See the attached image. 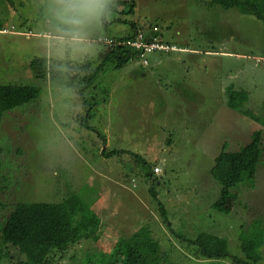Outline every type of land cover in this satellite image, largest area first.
<instances>
[{"label": "rangeland", "instance_id": "rangeland-1", "mask_svg": "<svg viewBox=\"0 0 264 264\" xmlns=\"http://www.w3.org/2000/svg\"><path fill=\"white\" fill-rule=\"evenodd\" d=\"M127 1L135 13L110 12L85 50L73 51L51 38V0H0V83L39 88L0 127V218L18 201L58 202L76 191L100 223L80 225L58 264H109L122 237L165 264H236L207 258L180 237L203 232L264 264V20L209 0ZM133 22L176 48L149 52L148 64L138 58L111 67L81 95V84L69 80L75 66L89 59L95 67L100 39L128 35ZM242 86L250 92L244 110L260 119L228 105L229 88ZM257 129L256 175L222 185L211 173L216 156L239 149ZM154 164L162 168L156 183L148 176ZM10 253L4 264L24 263ZM126 258L118 264H130Z\"/></svg>", "mask_w": 264, "mask_h": 264}, {"label": "trees", "instance_id": "trees-1", "mask_svg": "<svg viewBox=\"0 0 264 264\" xmlns=\"http://www.w3.org/2000/svg\"><path fill=\"white\" fill-rule=\"evenodd\" d=\"M13 4L15 0H10ZM211 5H220L224 8H240L243 12L264 20V0H209ZM129 9L127 10V8ZM136 3L127 0H112L110 12L135 13ZM104 24L109 23L106 18ZM132 31L128 35H118L111 40L105 39L104 47L98 53V64L93 67L91 61L79 63L69 80L80 83V92L94 85L95 78L101 72L109 68H123L125 65L138 58L144 64H148L147 54L144 48H137L129 42L137 40L143 35V40L151 44L154 41H163L155 32H148L139 28L136 22L132 23ZM4 20L0 13V31L5 30ZM165 43V42H163ZM159 49H155L156 51ZM166 51H171L166 50ZM152 52V51H150ZM142 53L144 57H142ZM145 60L147 62H145ZM40 73V71H39ZM45 76V72H42ZM39 88L29 84H1L0 83V127L6 113L23 106L37 98ZM228 105L231 108L243 110V113L252 115L255 119L259 116L252 114L250 110H244L245 104L250 99V92L245 87H233L228 90ZM263 131L257 129L253 132L251 140L237 150H222L215 158V164L211 169L214 178L222 185L232 188L237 187L244 175L254 176L262 156ZM117 151L108 153L111 156ZM151 165V164H150ZM155 167L151 166L148 176L153 182L158 181ZM151 187L152 194L156 196ZM4 205L0 200V207ZM5 206V205H4ZM3 207V206H2ZM4 208V207H3ZM6 208V206H5ZM11 210L3 213L0 218V264H4L11 255V249H15L24 258L23 264H58L59 259L64 258L76 243L77 229L82 225L85 229L100 223L98 214L92 209L91 203L87 202L78 192H68L58 202L18 201L11 205ZM161 216L167 226H171L168 212L163 206L160 209ZM171 229V228H170ZM182 240L198 247L199 252L207 258L231 257L236 264H260L258 257L247 254L241 257L233 254L229 249L228 240L225 237L203 232L195 238L182 235ZM126 255L130 264H165L166 258L151 257L144 253L134 237L120 238L115 245L114 259L109 264H118V256ZM251 259V260H250Z\"/></svg>", "mask_w": 264, "mask_h": 264}, {"label": "clouds", "instance_id": "clouds-1", "mask_svg": "<svg viewBox=\"0 0 264 264\" xmlns=\"http://www.w3.org/2000/svg\"><path fill=\"white\" fill-rule=\"evenodd\" d=\"M110 10L111 0H51L47 9L51 38L73 51H83L90 43L92 29Z\"/></svg>", "mask_w": 264, "mask_h": 264}, {"label": "built area", "instance_id": "built-area-1", "mask_svg": "<svg viewBox=\"0 0 264 264\" xmlns=\"http://www.w3.org/2000/svg\"><path fill=\"white\" fill-rule=\"evenodd\" d=\"M107 42L111 43L110 39H105ZM131 45L136 46L137 48H144L146 51H153L155 49H159V50H171V49H175L176 46H171L169 44L166 43H160L158 41H154L151 44L144 42L143 40V35H139L137 40L135 41H131L129 42ZM142 57H144V54L142 53ZM145 62H147L145 60ZM155 172H161V168L160 167H155Z\"/></svg>", "mask_w": 264, "mask_h": 264}]
</instances>
